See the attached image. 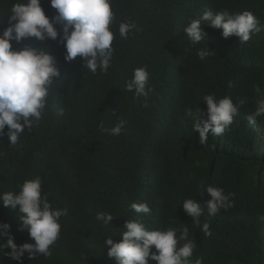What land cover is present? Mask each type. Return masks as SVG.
<instances>
[{
    "label": "trees",
    "instance_id": "16d2710c",
    "mask_svg": "<svg viewBox=\"0 0 264 264\" xmlns=\"http://www.w3.org/2000/svg\"><path fill=\"white\" fill-rule=\"evenodd\" d=\"M24 2L0 0V34L9 26V9ZM40 4L47 17L55 15L49 0ZM111 6L116 15L115 51L106 74L97 70L93 75L82 67L80 57L65 62L66 49L59 36L57 41H10L14 49L46 50L60 75L54 78L57 86L41 120L26 128L15 146L9 145L6 135L0 136V192L18 191L19 184L40 176L42 194L55 207L67 209L60 218L59 238L50 246L51 256L30 260L25 253L21 264H116L108 257L104 240L120 242L126 220L138 218L149 225L144 214L130 208L134 202L160 208L156 215L148 214L151 221L157 219L160 230L187 226L197 238L201 234L198 242L191 238L195 251L207 258L203 264H264V183L248 186L245 163L258 162L264 172V141L261 146L253 139L255 148L242 151L240 161L232 156L220 163L224 143L251 138L249 133L264 136V117H257L253 125L247 120L256 102L264 99V50L251 48L264 41V0H112ZM205 10L250 11L261 31L240 43L238 37L225 39L221 30L201 22L205 41L192 46L183 28ZM127 19L135 21L139 30L121 39L118 24ZM223 42L244 46L242 52L249 50L244 61L228 63ZM205 46L212 52L200 60L197 50ZM140 67L148 71V86L153 89L147 97L125 89L133 70ZM233 74L238 75L233 79ZM207 94L217 99L228 96L234 104L243 101V106L223 135L209 133L202 145L192 130L194 120L208 119L202 102ZM61 108L64 115H59ZM118 119L126 123L117 136L99 126L103 122V128L110 129ZM207 186L223 188L232 206L209 216ZM187 198L202 207L199 225L181 207ZM97 213H110L114 219L105 226L96 220ZM19 215L18 207L0 202V223L11 226L18 246L31 242L26 232L17 230ZM205 222L211 235L202 231ZM3 239L6 243L7 237ZM182 243L186 241L178 245ZM0 264L17 262L5 256Z\"/></svg>",
    "mask_w": 264,
    "mask_h": 264
},
{
    "label": "clouds",
    "instance_id": "9594fccd",
    "mask_svg": "<svg viewBox=\"0 0 264 264\" xmlns=\"http://www.w3.org/2000/svg\"><path fill=\"white\" fill-rule=\"evenodd\" d=\"M50 7L55 15L47 17L41 7L40 0H25L24 3L13 5L9 9V26L0 34V136L6 135L10 144L15 146L24 130L31 129L38 123L49 97L53 93L54 78L60 73L56 67L55 59L46 50L25 46L14 49L10 41L19 44L22 40L35 38L37 41L52 40L63 44L66 49L64 60L70 62L80 57L82 67L93 75L97 70L106 74L111 67L114 54L113 41L115 33L112 26L116 23V15L112 9V0H49ZM201 22L212 30H221L223 38H239L240 43L248 42L252 36L261 31L259 20L250 11L239 14H229L228 11L216 12L205 10L199 19L190 20L183 28V32L192 46L205 41L206 33L201 28ZM2 23V21H0ZM137 24L131 19L119 22L118 33L121 39H128L129 34L138 31ZM244 46L237 48L228 42H223L222 52L229 55L228 63L239 65L244 61L249 50L242 52ZM252 49L264 50V41L255 42ZM207 47L197 50V56L204 60L211 54ZM238 74H233L236 78ZM149 73L145 67L133 70L132 78L125 82V89L134 92L136 97H147L153 91L148 86ZM56 88V87H55ZM259 92V88L257 89ZM202 102L206 105L208 119L196 122L193 130L199 134V142L203 145L208 141L209 133L212 136H221L233 123L234 117L239 113L243 101L234 104L233 100L225 96L217 99L214 94L203 96ZM200 109L198 108V114ZM193 113L189 111L188 116ZM59 115H64L61 108ZM257 117H264V99L256 102L255 110L247 117L250 125L255 124ZM123 119H118L115 127L102 130L112 136L121 133L125 126ZM7 132L5 133V128ZM251 138L234 139L221 149L220 163L232 159L240 161L244 150L255 148L253 139H257L263 146L264 136L261 133H249ZM222 143L217 144L216 147ZM234 159V158H233ZM245 161V160H243ZM247 175L252 184L264 183V172L258 162L245 161ZM242 163H240L241 165ZM239 165V166H240ZM210 197L207 202L209 216H216L221 209L230 208L229 196L225 195L223 188L207 186L204 190ZM0 202L3 206L17 208L19 215L17 230L28 234L30 243L17 245L10 234V225L0 223V259L7 256L17 264H21L24 254L30 260L38 255L50 257V246L54 245L60 235V218L67 214V209L55 207L46 194H42V179L36 176L32 180H25L18 185V191L0 192ZM150 205L134 202L130 208L142 215L149 225H144L137 218L126 220L121 233L122 239L114 243L112 238L104 240L109 246L108 257L114 258L116 264H203L207 260L200 251H195L198 238L202 235L189 233L188 227L180 229L169 227L160 230L157 219L151 221L150 213H159L160 208L151 209ZM187 216L198 225L202 214V207L196 199L187 198L181 206ZM168 217H170L168 215ZM97 221L105 226L110 225L114 219L110 213H97ZM171 218V217H170ZM210 224H202V231L211 235ZM4 237L7 242L4 243ZM193 239H192V238ZM180 241H186L180 245ZM5 248L10 249L7 253ZM155 249V252L152 249ZM202 255V257H201Z\"/></svg>",
    "mask_w": 264,
    "mask_h": 264
}]
</instances>
